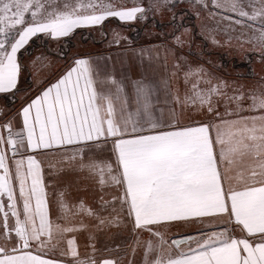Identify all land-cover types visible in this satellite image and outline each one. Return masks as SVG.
Masks as SVG:
<instances>
[{"label": "snow or ice", "instance_id": "1", "mask_svg": "<svg viewBox=\"0 0 264 264\" xmlns=\"http://www.w3.org/2000/svg\"><path fill=\"white\" fill-rule=\"evenodd\" d=\"M182 3L209 7V0H149L147 8L139 4L117 7L110 2L102 3L97 14L95 4L89 2L85 7L82 0H63L62 8L57 6L58 0H0V94L20 100L17 115L22 116L23 130L27 133L26 138L22 132L13 133L11 121L0 126L8 129L6 139L0 135V169H3L0 198L7 196V208L16 218L14 225L9 224V212L0 199V213H3L0 228L6 230L0 232V264H57L38 254L48 243L42 237L50 239L54 229L65 232L87 227L81 223L80 228H66L50 221L41 164L33 155L27 156L26 169L23 158L14 159L18 197L14 195L5 144L10 146L13 157L27 149L64 146H77L67 157L70 160L83 156L86 151L94 153L99 149L101 154L107 151L108 159L100 167V183H104L106 170L114 185L124 187L120 209L115 207L117 198L111 202L101 198L102 209L112 206V216L101 217L83 203L78 211L97 218L100 225L131 224L134 233L146 230L156 237V244L147 242L144 264H264V91L249 93L251 104L244 108L243 85L234 89L237 94L228 96L224 91L230 87L227 81L208 73L203 66L193 69L189 65L183 79L187 85L196 77L192 95L186 93L181 100L177 94L175 99L182 108L193 106L196 112L212 119L182 124L173 111L171 122L165 124L153 113L157 85L143 80L133 82L134 111H127V99L122 100L120 95L123 87L113 81L117 83L114 99L120 103L121 111L120 117L114 118L113 98L98 95L93 87L92 64L85 58L74 59L66 73L33 99L28 97L30 89L22 92L18 87L25 68L41 60H49L47 67H52L43 51L27 62L18 60L17 54L22 49L27 51L30 42H55L60 49L56 54L61 55L63 38L71 37L77 29L101 26L109 17L124 23L145 21L149 13L163 15L165 11L170 14V26L182 27L176 23L184 19L183 13L177 11ZM211 6L219 11L210 15L228 21V28L235 31L233 25H239L251 30L247 39H243L245 32L236 39L241 45L251 44L250 50L258 52L260 61L264 62V0H211ZM102 35L107 33L102 31ZM122 40L130 46L129 38L119 33H114L109 43L120 45ZM173 41L178 48H183L180 36H173ZM230 41L231 37L227 42ZM213 43L219 42L213 38ZM168 51L175 56V50ZM179 59L187 63L186 57ZM174 68L173 77L177 76L181 64H174ZM164 83L167 87L168 82ZM201 83L207 87L201 88ZM213 97L225 100L223 113L218 109L219 101ZM228 101L234 102L235 108H230ZM246 111L258 114L241 115ZM0 115H3L2 109ZM101 141L103 148H100ZM245 158L252 161L247 166V175L243 167H238L244 164ZM62 195L58 201L62 210L60 219L64 218L63 210L67 207ZM18 200L22 204L23 219ZM205 218H210L209 226L225 223L231 227L210 234L198 230V236L173 238L171 242L166 238L173 222L204 223ZM161 227L165 231H160ZM13 230L15 236H12ZM237 231L239 236L234 235ZM89 238L94 236L90 234ZM32 242L36 244L37 254L31 250ZM74 243L68 240L70 247ZM181 245L186 248L182 249ZM154 251L159 254L149 261L148 253ZM71 255L77 256L74 248ZM77 264H96V261L89 259ZM101 264L115 262L105 259Z\"/></svg>", "mask_w": 264, "mask_h": 264}, {"label": "crops", "instance_id": "2", "mask_svg": "<svg viewBox=\"0 0 264 264\" xmlns=\"http://www.w3.org/2000/svg\"><path fill=\"white\" fill-rule=\"evenodd\" d=\"M127 4V2L125 3ZM119 21V20H118ZM120 22V21H119ZM124 25L128 26L130 24H133V22H120ZM83 29V28H82ZM160 35L161 32H154ZM129 34L130 39V32H125L121 36H126ZM140 34H144L143 32ZM183 37L189 39L186 34H182ZM108 36V34H107ZM107 36L102 35V33H99L95 39V41H92L90 43V46H84L82 48H76V49H70L65 50L68 51V57L66 58V62L62 65V70L59 72L58 76L52 79V81L49 83V86L51 84L55 83L58 78H60L66 71L69 69L70 66L74 64V59L76 58H85L90 61L93 67L92 71V79H93V87L97 91L98 95H110L113 98V104H114V118H119L121 115L120 111V103L116 102L114 97L116 95V89H117V83L122 85L123 92L120 94L122 100L124 98L127 99V111H134L135 110V92L133 88V82L137 80H143L145 83H155L157 85L156 89V95L153 97L155 107L153 109V113L157 120L163 119L164 123L167 124L171 122L172 118L170 113L175 112L177 115V118L180 120L182 124H188L192 121H199V122H207L208 120L212 119L211 116H208L207 114H201L199 112H196L195 107L189 106L188 108H182L179 103H177L175 97L178 94L180 99L183 100L185 94L192 95L191 87H192V78L190 79V82L185 85L184 79H183V70L182 65L181 69L178 72L177 76L173 77L172 73L176 71L174 68V63H170V61L167 60L170 56H168V49L165 50V46L162 43H156V44H150V45H142L141 43L137 46H124L122 43L121 45L111 44V46H107L106 39ZM132 41V40H131ZM133 43V42H132ZM167 44V43H166ZM188 48L191 52H195L194 48L189 44V46H186L185 49ZM143 50V51H141ZM197 53V51H196ZM151 58V59H150ZM171 58V57H170ZM179 63V62H178ZM181 64V63H180ZM166 65V66H165ZM101 71L109 72L105 76H100ZM113 81H116L117 83H113ZM165 81L168 82L167 87L165 86ZM196 80H194L195 82ZM193 82V83H194ZM46 87V88H47ZM201 88L207 87V85H204L201 83ZM43 89L38 95L42 94L44 90ZM225 91V90H224ZM36 97V96H35ZM34 97V98H35ZM219 99H215L213 97L214 101H219L218 103V109L220 106H222L225 110V100L222 97H217ZM33 99V98H32ZM231 102V101H229ZM234 103V102H233ZM235 104V103H234ZM251 104V102L249 103ZM246 103V97L242 101V106L244 108ZM106 107V102H105ZM230 107V106H229ZM235 108V107H230ZM127 111L124 113V115L127 114ZM18 112V111H17ZM17 112L13 115L11 120V129L13 133L16 132H22V134L26 138V131L23 130V124H22V116L17 115ZM258 113H252V112H243L241 115L249 116V115H255ZM6 119L3 121L0 126H3L10 121V119ZM39 129L37 128V134ZM6 133H8L7 128L0 127V134L5 137ZM91 144L92 142H88ZM9 145L5 144L4 149L7 147L10 148ZM77 146H64L61 148H53V149H39V150H32L27 149L23 152V156L21 155L17 159H22V157H25L23 159H26L27 155H34L42 153L46 156L51 155V158L47 159H37L38 162L41 164V174L43 176L44 185H45V192H46V199L48 200V206H49V218L50 221L53 224H59L62 227L66 228H80L81 223L83 225H86V228H82L75 232H81V231H96L100 228V221L93 217L87 215L85 212L78 211L79 206L81 203H83L87 208H90L94 210L95 212H98L101 217H110L113 215L112 212V206L109 205L107 207H104L102 209V200L103 201H113L114 198H117L115 201V207L117 210L120 209V203L119 199L123 198L124 196V187H120L117 185H113V189L110 193V196H106L105 193L102 190V186L100 189H95L93 184L94 180L98 179L100 183V178H96V176H93L95 174V166L94 161L91 160H85L92 158L93 155H95V152H85V156L77 155L76 159L73 161H70L67 159V157H70L73 153V151L76 149ZM59 155V156H57ZM82 158V159H81ZM81 163L85 165L83 169H81ZM252 161L250 158H245L244 164L239 165L238 167H243L245 170V175H247L248 172V165L251 164ZM87 164L90 167V173L91 177L88 175L89 172L87 170ZM13 167L15 171V165H14V159H13ZM27 167V161L25 164V169ZM71 168H77L78 172L75 175V177L70 178V169ZM82 172V175H81ZM107 173V172H106ZM104 174V173H103ZM235 175V171L232 173ZM105 178V176H104ZM112 182L111 179H107L104 181V183ZM103 183V184H104ZM13 186H14V195L18 197V182L15 180V173L13 176ZM56 187L59 189L56 190ZM113 192H117L114 194ZM61 194L63 202L67 205L66 209L63 210L64 218L60 219L62 215V210L59 207L58 201L61 199ZM54 199H57L56 206H53ZM71 200L70 203L67 201ZM51 204V205H50ZM22 207V204H21ZM123 215V214H121ZM210 218H205L204 223H201L200 227H195L193 230L189 229L187 225H185L183 222L180 223V225H184L187 229L191 230L194 233H188V234H182L178 236H198L200 234V231L210 234L214 231V229H218V231H222L221 223L216 225L215 227L209 226L208 220ZM173 222L171 225H174ZM196 223V222H195ZM215 223V222H213ZM199 224V223H197ZM105 226H109L105 224ZM184 227V228H185ZM227 227H231L230 225H227ZM172 230L174 229V226L171 227ZM55 230V229H54ZM53 230V232H54ZM111 230H125V231H133L132 226L130 225V228L128 229L127 226H114ZM179 230V229H178ZM57 231V230H56ZM137 231H143L146 230H137ZM67 232H74V231H67ZM235 236H239L240 233L237 231V234L234 233ZM60 239L55 240L50 239L48 243L45 245L47 247L51 246L55 247V243H61V248H68V251L70 252V248L76 247L79 248L80 244L75 236H67V235H60ZM66 237V238H65ZM73 240L75 241V246H69L64 242V240ZM64 244V245H63ZM33 245V247H35ZM44 246V247H45ZM182 249L186 248L185 245L181 246ZM176 250H173L175 252ZM79 250L77 251L78 254ZM34 254H37V252L33 251ZM60 254H65L66 256H72L68 252H59ZM38 254L42 256L44 259H51L57 262V264H72L69 260H65L62 257H52L51 255H48V253L40 251ZM101 264V262H99Z\"/></svg>", "mask_w": 264, "mask_h": 264}, {"label": "rangeland", "instance_id": "3", "mask_svg": "<svg viewBox=\"0 0 264 264\" xmlns=\"http://www.w3.org/2000/svg\"><path fill=\"white\" fill-rule=\"evenodd\" d=\"M127 0H123V3L121 5V0H82V2L84 3L85 7H87V4L89 2L95 4L96 7V11L97 14H99L98 12L100 11V5L103 4H107V3H115L117 5V7L123 6V7H133V5L135 6V4H139L140 6H143L144 8L148 7V3L149 0H133L132 5H127L125 4ZM135 2V4H134ZM127 5V6H125ZM58 7L62 8L63 7V0H58ZM185 6V4L183 5ZM188 6L190 7H182V8H187L190 11L194 12L195 17L192 19V22L194 23V34H195V39H193L192 37H190L189 39H184V46H188L189 44L192 43L193 48L195 51H203L204 52H214L213 54H209L208 57H204V59H206L207 61L211 62L214 61V57H217L220 53H224L227 54V57H233L235 58V60L237 62L242 61V59L245 60H249V58L251 56H249L250 53H253L254 55H252V57H255V55H258V52L255 51H251L250 49L252 48V45L249 43H243V45H241V41L237 40L236 37L240 36L242 32H245L246 35L245 37H243V39H247L248 36L251 35V30L249 29H244L239 25H233V27L235 28V31H233L231 28H228V21L225 20H221L220 16H213L210 15V12H218V9L212 8L211 6V0H209V7L207 9H210L211 11L208 12L205 8L199 6V5H192L189 4ZM180 8V7H179ZM83 10V9H82ZM89 12L92 11V9H87ZM250 11V9H247ZM198 14V15H197ZM225 15H229V13H224ZM159 17L161 20H168L170 18V14L168 12H164L163 15H153L151 13H149V18L145 21H134L133 23L136 22V24H139L140 26H144L145 28V37L144 40L142 41H135L136 43H134V41H131L129 39L130 46H135L136 44H140L143 42H150L153 41L151 40L152 36L157 35V33L154 32H161V33H165V35L161 36L158 34V36L160 38L159 41L155 40V42H160L164 45H166L164 48L167 51V49H173L175 50V56L168 51V56H170L169 58H167L168 61H170V63H181L182 65V70L184 73V71L188 70V66L191 65V67L193 69L196 68L195 64H196V60L202 61L203 57L202 55H197L198 58H195L194 60L190 61V59H187V63H185L184 61L180 60L179 58L181 56L185 57L184 54H186V52L188 51V48H178L174 41H173V33H172V26L168 25V26H162L160 28V30L155 31V24L154 23H150L147 21L151 18V17ZM26 18H29L26 15ZM112 18V17H109ZM107 19L101 26H94V27H90V28H85L87 30H91V32L94 35V38H96V36L99 33H102L103 30H107L104 31L108 34V38L106 39L107 41V46H111V44L109 43L110 40H112L113 38V34L114 33H119V34H124L125 32H132L131 30L127 29V28H123L122 26H126L123 23H120L118 21L117 18L115 21H111V19ZM183 23H188L187 20H184ZM178 29V28H177ZM148 33V34H147ZM132 34V33H131ZM130 34V35H131ZM170 34V35H169ZM148 36L151 37L150 40L148 39ZM167 36H170L169 39H166ZM179 36V35H176ZM124 37H129V34H127ZM181 37V36H180ZM229 37H231V41L230 43H228L227 41H229ZM69 38V37H68ZM67 38V39H68ZM213 38L218 41V44H214L213 43ZM182 39V37H181ZM99 40V39H97ZM66 40L65 38H63L62 43H64ZM80 41V40H79ZM205 41V42H204ZM78 42V41H77ZM133 42V43H132ZM205 43L206 46L205 47H199V45H202V43ZM122 43H127V44H123L124 46H128V42L126 41H121L120 45ZM167 43V44H166ZM40 44H43V42H40ZM89 44V43H88ZM90 46V45H89ZM119 46V45H118ZM48 47L49 50L56 52L57 51V45L55 42H48ZM82 48V44H78L74 47L71 48ZM182 49V50H181ZM65 48L63 49L62 52H64ZM70 50V49H69ZM40 52V51H39ZM183 54V55H182ZM196 54V53H193ZM68 57V55L66 56V58ZM219 58V57H218ZM257 58V62L254 64L255 69L258 71L256 74V78H254L253 80L248 79L247 81H241L236 79V72L238 68H230V65H224L225 70H221L219 69L223 64L219 62H217V65H214V62H211V64L213 65V69L215 66V73L213 72V75L216 76V71H218V69L220 71H225L224 75H223V79L225 81H227L230 85V87H228L227 89H225V91L227 92L228 96H232L235 95L237 93L234 92V89L237 88L240 85H243V89L242 91L245 94L246 97V101H247V105H245V107L247 108L249 106L248 103V95L249 93H255L257 91H264V78H263V70H264V62H261L259 57ZM50 61H51V68L47 67V64L49 63V60H44L45 62L43 63L42 61L37 62V64L33 67H31L32 73L33 71H35V80H38V85H42L43 82L41 81H46L45 79H43L45 76H47V78H50V76L48 74H51L54 69H56L57 67L63 65L62 64H58L57 66L54 65V58L49 57ZM27 61V60H25ZM254 61V60H253ZM200 64V62H198ZM239 70V69H238ZM109 72L106 71H101L100 72V76H105L106 74H108ZM194 80H196V77H192V81L191 83L194 82ZM195 83V82H194ZM38 95V94H37ZM35 95V96H37ZM34 96V97H35ZM33 97V98H34ZM215 99H219L217 97H215ZM225 102V101H224ZM228 106L230 107H235V104L233 102H227ZM18 104V103H17ZM225 104V103H224ZM19 109V108H17ZM219 111L220 112H224V108L222 106L219 107ZM16 113V112H15ZM13 113L11 115V117H13V115L15 114ZM10 117V118H11ZM12 120V118L10 119V121ZM7 134V133H6ZM6 139V137H5ZM9 147V146H8ZM103 143L102 141L100 142V148H103ZM6 151V155H8L6 163L9 166L10 169V174L12 175V177L14 176L15 171L13 170V159H17L19 158L21 155H17L15 157H13V153L11 154L10 152H8L7 147L5 148ZM23 156V155H22ZM28 156V155H27ZM27 156L25 160V164L27 161ZM36 158H40V159H47V158H51V155H44L42 153L39 154H34L33 155ZM59 156V155H57ZM83 156H85V153L83 154ZM25 158V157H22ZM82 159V158H81ZM108 159V153L107 151H104L102 154L100 152L99 149H96L95 151V155H93L92 158L86 159L85 160H91L94 161V165H95V174H93V176H96V178H100L101 177V173H100V167L103 165V163ZM70 160V159H69ZM73 161V160H70ZM87 170L89 172V176L91 177V173H90V167L87 164ZM78 169L77 168H71L70 169V178L75 177V175L77 174ZM107 171L105 170L104 174H103V179L104 181H106V178L109 180L111 179V177L108 175V173H106ZM0 175H3V169H0ZM82 175V172H81ZM105 176V178H104ZM113 183L111 182H107L104 184L99 183L98 179L94 180V188L95 189H100V187L102 186V190L105 193L106 196H110V193L113 189ZM59 189L58 187H56V190ZM114 194H116L117 192H113ZM2 199L3 203L5 204V211L9 212V224L14 225L15 224V217L11 216V212L10 210L7 208V204L9 203L7 200V196L5 195L4 197L0 198ZM47 200V199H46ZM48 201V200H47ZM56 201L57 199H54V203L53 206H56ZM68 203L71 202V200L67 201ZM34 203V202H33ZM51 205V204H50ZM18 210L21 211V219H23V215H22V207H21V203L18 200ZM3 218V213H0V219ZM38 222V221H37ZM182 223V222H180ZM180 223H174V225H170L167 229L166 232V238H171V237H179L178 235H182V234H188V233H194L191 230H193L195 227H200L201 223L197 224L195 222H188V223H184L185 225H187V227L189 229H187L184 225H180ZM208 224H209V220H208ZM222 225L225 226H221L223 229L227 228V224L225 223H221ZM122 226H124V224H121ZM131 224H127V228H130ZM174 226V229L172 230L171 227ZM114 226H105V225H101L100 228L96 231H91V232H87V231H81V232H60V231H56L54 230V232L52 233V236L50 239H55L58 240L60 239V235L63 234L64 236H75V238L77 239V241L80 244L79 248L76 247H72L76 250V252L79 250L78 254L76 257L73 256H69L68 259L65 254H60L59 252H68L69 254H71V250L72 248H70V252L68 251V248H66L64 246V248H61V243H55V247L51 246L47 247H43L42 249L39 250L48 253V255H51L52 257L54 256L59 257V258H63L65 260H69L72 264H77L78 261H83L86 262L89 259H94L96 261V264H99V262H102L105 259L108 260H113L115 262V264H144L145 262V252L147 250V240L150 239L153 244H156L157 238L152 236L148 231H136V233H134L133 231H125V230H111ZM185 227V228H184ZM179 229V230H178ZM222 229V230H223ZM160 231H165L164 227H161L159 229ZM6 230L3 228H0V232H5ZM214 231H218V229H214ZM237 234V232H235ZM93 235L94 239H90L89 236ZM12 236H15V232L14 230L12 231ZM66 238V237H65ZM42 239L45 240H50L48 237L44 236L42 237ZM71 240H73V238H71ZM138 241V242H137ZM2 242V241H0ZM64 242L66 244H68V240H64ZM169 242H171V240H169ZM131 244V245H129ZM33 245H35V242H32V251L37 252V247H33ZM64 245V244H63ZM72 246H75L74 244ZM133 249H135V252L133 254ZM173 250L175 249V246H173ZM158 252H149L148 253V257L147 259L149 261H152L156 258V256L158 255Z\"/></svg>", "mask_w": 264, "mask_h": 264}, {"label": "trees", "instance_id": "4", "mask_svg": "<svg viewBox=\"0 0 264 264\" xmlns=\"http://www.w3.org/2000/svg\"><path fill=\"white\" fill-rule=\"evenodd\" d=\"M126 2H127V5H132L133 0H127ZM134 4H135V2H134ZM184 4H185V6H183ZM189 4L190 3H182L179 6L180 8L177 9L178 12L183 13V15H184V19L183 20H177L176 21V23L182 25V27H178V29H177V28H174L172 26V33H173L172 35L173 36L179 35V36L182 37V40L187 39V38L183 37L182 34H184V35L186 34L187 36H190L193 39H195V37H196L195 34H194V32H195L194 23L192 22V19L195 17V14H194V12L190 11L187 8H182V7H190V6H188ZM127 5H125V6H127ZM206 10L208 12L211 11L210 9H206ZM165 12H167V11H165ZM109 19H111V21H115L116 20L114 18H109ZM169 19L168 20H161L158 16L154 17V18L151 17L147 21V23L148 22L154 23L155 24L154 25L155 26L154 30L158 31V30H160V28L162 26H168L169 25ZM184 20H187L188 23H183ZM136 22L133 23V24H130L128 26H122L123 28H127V29L132 31L131 32L132 34L130 35L131 36L130 40L134 41V43H136L135 41L144 40V37H145V34H146V32L144 31L145 30L144 26H140L139 27V24H136ZM185 28L190 29V31L186 32ZM103 31L107 32L106 29L103 30ZM142 32L144 33L143 35L140 34ZM169 37L170 36H167L166 39H169ZM190 37H188V38H190ZM150 38L151 37L148 36L149 40H150ZM65 40L66 41L64 43H62L63 44V49L65 48V50H68V51H69V49H73L71 47H74V46H76L78 44H82V46L84 47V46H88V45L92 44L93 43L92 41H95L94 35L91 32V30H87L85 28L77 29L76 32L71 37H69L68 39L65 38ZM151 40H153V41L143 42L141 44L142 45H150V44L160 43V42H157V41H159L157 35L152 36ZM155 40H157V41L155 42ZM40 42H43V44H40ZM90 42H92V43H90ZM204 42L202 43V45H199V47H202V48L205 47L206 44ZM137 45L138 44H136L135 46H137ZM190 45L193 48L192 43ZM185 47L186 46H183V48H185ZM26 49H27V51L22 49L21 52L17 54L18 55V60L19 59H23L24 61L25 60L28 61V59L30 57H34L35 55H38L40 52L43 51V52H45V54L48 57L54 58V65L57 66L58 64H62L64 62H66L65 61L66 60V56L68 55V51L66 52L65 50H64V52H62L61 55H57L56 53L58 51H60V49L57 47V51L56 52L49 50L48 42L46 43L45 41H36L35 43L30 42V45H27ZM63 49H62V51H63ZM204 51L205 50H203L202 52L201 51H197V53H196V51L195 52H191L188 49V51L186 52V54H184V56L186 57V59H190V61H192L195 58H198L197 55H202V57H203L202 61H199V60L195 59V61H196L195 66H196V68L200 67V66H203V68L208 73H211L212 75H213V72L215 73L214 69H215V66L217 65V62L220 61V63L223 64L219 68L221 70H225V68H224L225 66L224 65H228L229 66L230 64H231L230 68L234 67L235 69L236 68L239 69V70L237 69V72H236V74H237L236 75V79H238V80L247 81L248 79L253 80L254 78H256V74H257L258 71L255 69L254 64L257 62V58L256 57H259V54L255 55V57H252V55H254V54L250 53L249 56H251V57L249 58V60L242 59V61L237 62L235 60V58L227 57V54L220 53L217 57H214V59H213L214 61H211V62H214V65H215L214 69H213V67H212L213 65L211 64V62H209L206 59H204V57H208L209 54L211 55L214 52H210V51L209 52H204ZM193 53H196V54H193ZM27 61H25V62H27ZM41 61L43 63L45 62L44 60H41ZM198 62H200V64ZM219 69H218V71H216L217 74H216L215 77L223 78V75H224L225 71H220ZM61 70H62V65L57 67L56 69H54V71L51 74H48L50 76V78H47L46 81H43L42 85H38L37 84L38 80L34 79V77H35V73L34 72L35 71H33V73H32L31 68H25L18 87L21 89L22 92H23L24 89H30L31 90L28 93V97H29V100H30L35 95L39 94L43 89H45L49 85V83L52 81V79L55 78L56 76H58V74H59V72ZM212 70H213V72H212ZM262 72H263V78H264V70ZM17 95L19 96V93ZM250 102H251V100L249 99L248 103H250ZM246 103H247V101H246ZM17 108H19V109H17ZM20 108H21V102H20L19 99L12 98L8 94H0V109L3 110V115H0V124L3 121H5L6 119H9L13 113L19 111ZM3 148H4V145H3ZM8 166H10V165H8ZM183 236H185V235H183ZM176 237L177 236L171 237L168 240H171V239L176 238ZM149 240L150 239H148L146 242H148ZM129 245H131V244H129Z\"/></svg>", "mask_w": 264, "mask_h": 264}, {"label": "water", "instance_id": "5", "mask_svg": "<svg viewBox=\"0 0 264 264\" xmlns=\"http://www.w3.org/2000/svg\"><path fill=\"white\" fill-rule=\"evenodd\" d=\"M186 237V236H185ZM194 237V236H193ZM182 238H184V237H178V238H175V239H182Z\"/></svg>", "mask_w": 264, "mask_h": 264}, {"label": "built area", "instance_id": "6", "mask_svg": "<svg viewBox=\"0 0 264 264\" xmlns=\"http://www.w3.org/2000/svg\"><path fill=\"white\" fill-rule=\"evenodd\" d=\"M6 138H7V135H6ZM9 151H10V153L12 154L11 148H9Z\"/></svg>", "mask_w": 264, "mask_h": 264}]
</instances>
